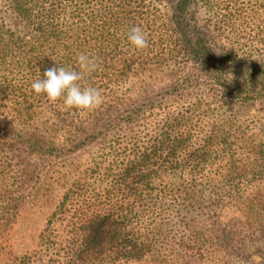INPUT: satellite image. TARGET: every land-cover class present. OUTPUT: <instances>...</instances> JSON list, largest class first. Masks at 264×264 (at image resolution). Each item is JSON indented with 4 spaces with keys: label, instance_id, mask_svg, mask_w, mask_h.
Wrapping results in <instances>:
<instances>
[{
    "label": "trees",
    "instance_id": "1",
    "mask_svg": "<svg viewBox=\"0 0 264 264\" xmlns=\"http://www.w3.org/2000/svg\"><path fill=\"white\" fill-rule=\"evenodd\" d=\"M80 53L98 108L34 92ZM43 197L65 264H264V0H0V254Z\"/></svg>",
    "mask_w": 264,
    "mask_h": 264
},
{
    "label": "rangeland",
    "instance_id": "2",
    "mask_svg": "<svg viewBox=\"0 0 264 264\" xmlns=\"http://www.w3.org/2000/svg\"><path fill=\"white\" fill-rule=\"evenodd\" d=\"M65 138V133L61 132L58 134L56 142H58L59 145H62ZM86 157L87 156L81 152L77 158L80 159V163H85L83 160H85ZM63 164L64 163H61L60 166ZM85 167H87V165H85ZM46 199V197H43L41 204L33 201L31 206L26 208L18 221L17 229L13 230L14 233L7 237L8 247L3 254H0V264H65V261L58 256L57 251L55 252L48 249V246H51V244L48 243L45 232L47 229L46 221L50 215V212L48 211L50 209V203L45 202ZM42 238H44V240ZM245 247L248 248L249 243L245 242ZM221 259L215 264H252L251 262H248V260L242 259L241 256H237L236 253L232 252H230L227 257L225 254L222 255ZM199 260L198 257H195L190 260L194 263H188L189 260L178 259L174 262L171 261L164 264H206L204 261ZM128 264L160 263L148 261Z\"/></svg>",
    "mask_w": 264,
    "mask_h": 264
},
{
    "label": "clouds",
    "instance_id": "3",
    "mask_svg": "<svg viewBox=\"0 0 264 264\" xmlns=\"http://www.w3.org/2000/svg\"><path fill=\"white\" fill-rule=\"evenodd\" d=\"M126 39L136 50L148 47L147 34L140 26H132L126 33ZM79 71L72 68L53 66L46 69L43 78L31 84L36 94H44L50 101L63 98L68 108L81 111H91L103 103L101 90L95 87H82L78 82L83 80L86 73H91L98 67L96 58L85 53L76 57Z\"/></svg>",
    "mask_w": 264,
    "mask_h": 264
}]
</instances>
